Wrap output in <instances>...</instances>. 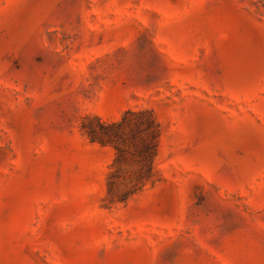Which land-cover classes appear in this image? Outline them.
Returning <instances> with one entry per match:
<instances>
[{
  "label": "rangeland",
  "instance_id": "1",
  "mask_svg": "<svg viewBox=\"0 0 264 264\" xmlns=\"http://www.w3.org/2000/svg\"><path fill=\"white\" fill-rule=\"evenodd\" d=\"M128 110L160 180L111 205ZM0 264H264V0H0Z\"/></svg>",
  "mask_w": 264,
  "mask_h": 264
},
{
  "label": "trees",
  "instance_id": "2",
  "mask_svg": "<svg viewBox=\"0 0 264 264\" xmlns=\"http://www.w3.org/2000/svg\"><path fill=\"white\" fill-rule=\"evenodd\" d=\"M97 120L98 129L83 123L82 130L92 143L114 149L107 183L108 200L111 205L126 204L160 180L154 165L161 138L160 124L147 110H128L115 122ZM126 180L129 182L123 185ZM122 186L127 188L121 191Z\"/></svg>",
  "mask_w": 264,
  "mask_h": 264
}]
</instances>
